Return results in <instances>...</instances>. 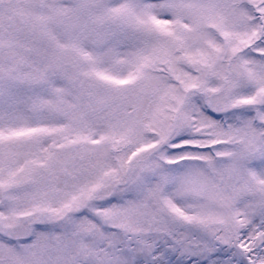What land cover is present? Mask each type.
I'll use <instances>...</instances> for the list:
<instances>
[{
	"label": "snow or ice",
	"instance_id": "1",
	"mask_svg": "<svg viewBox=\"0 0 264 264\" xmlns=\"http://www.w3.org/2000/svg\"><path fill=\"white\" fill-rule=\"evenodd\" d=\"M0 264H264V0H0Z\"/></svg>",
	"mask_w": 264,
	"mask_h": 264
}]
</instances>
